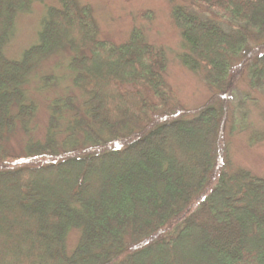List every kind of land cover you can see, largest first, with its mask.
Masks as SVG:
<instances>
[{"label": "trees", "instance_id": "trees-1", "mask_svg": "<svg viewBox=\"0 0 264 264\" xmlns=\"http://www.w3.org/2000/svg\"><path fill=\"white\" fill-rule=\"evenodd\" d=\"M35 1L0 0V264H264V177L229 170L221 144L236 80L246 73L264 88V0H190L221 22L172 3L179 60L210 92L191 110L173 99L165 55L141 29L120 44L100 39L77 0L46 5L37 43L9 59L17 16ZM63 49L86 98L53 100L36 139L24 86ZM17 127L21 156L5 146Z\"/></svg>", "mask_w": 264, "mask_h": 264}, {"label": "rangeland", "instance_id": "rangeland-1", "mask_svg": "<svg viewBox=\"0 0 264 264\" xmlns=\"http://www.w3.org/2000/svg\"><path fill=\"white\" fill-rule=\"evenodd\" d=\"M91 7L99 28V38L120 44L127 40L132 28L141 29L145 40L156 49L163 51L166 58L165 80L174 100L185 109L202 106L210 97L200 72L185 68L179 54L183 52L178 29L171 17L172 3L191 7L190 0H77ZM54 0L33 2L30 11L17 16L11 36L4 48L9 59L21 58L25 50L38 41V31L45 14V6L55 4ZM197 14L221 22L204 8H192ZM72 52L60 50L43 61L28 77L25 84L27 100L35 104V114L30 123L33 138L42 139L50 115L53 100L72 96L74 101L85 100L84 93L72 83L73 71L69 67ZM242 100L243 105L236 104ZM242 109V110H240ZM245 114L242 122L241 115ZM60 127L64 125L61 120ZM234 124L230 131L229 125ZM257 134V140L250 136ZM26 135L17 127L11 133L5 146L9 152L22 155ZM221 144L230 168H245L252 174L264 177V88L252 89L246 73L235 82V89L228 103V116L221 132ZM78 233L71 230L67 236V250L76 243Z\"/></svg>", "mask_w": 264, "mask_h": 264}]
</instances>
